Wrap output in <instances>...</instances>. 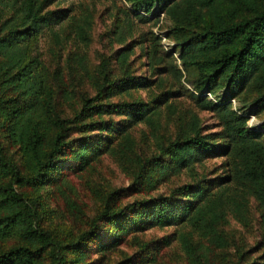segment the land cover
Segmentation results:
<instances>
[{
    "label": "trees",
    "instance_id": "trees-1",
    "mask_svg": "<svg viewBox=\"0 0 264 264\" xmlns=\"http://www.w3.org/2000/svg\"><path fill=\"white\" fill-rule=\"evenodd\" d=\"M50 1L0 0V264H94L85 243L97 237L101 221L123 231L132 226L185 222L191 229L180 228L176 237L187 264H216L211 248H222L229 242L216 225L225 220L226 213L246 225L249 197L260 207L262 229L257 245L260 253L245 260L250 251L238 248L233 264H264V129L248 126L247 115L233 108L229 99L246 91L243 105L251 96L255 110L264 109V0H127L130 12L141 20L150 18L143 17L138 10L152 11L156 4L157 10L165 12L172 21L170 32L179 47L177 59L181 67L174 59L168 62L170 67L158 65L163 56L156 53L158 36L153 35L145 51L153 74L168 68L181 78L182 70L194 69L197 73L194 85L199 91L215 92L225 86L231 92L218 102L205 94L194 97L198 107L216 111L223 124L219 133H202L196 113L180 116L174 135L167 141L156 138V151L149 156L134 153L129 129L145 123L157 130L161 106L166 104L170 112L176 110L169 99L177 91L163 90L149 100L109 99L133 88L163 84V78H154L153 74H131L128 57L132 49L126 47L116 58L121 75L113 76L102 60L98 77H92L95 93L79 95V107L72 115H61L56 107L57 97L71 101L77 91H72L59 69L48 71L38 53V36L50 20L67 18L76 36L87 43L91 24L87 12L77 17L67 9L52 17L54 10L46 8ZM116 32V39L124 41L123 32ZM74 59L76 70L88 74L85 57L75 54ZM103 115H122L123 121H107ZM95 129L113 130L119 140L113 145L112 139L106 137L102 144L99 140L93 146L82 140L77 148L71 149L72 157L78 159L81 167L102 151L118 153L123 161L135 165V181L152 187L156 172L167 175L193 168L200 152L219 149L227 157L226 173L208 181L175 186L167 195L133 199L123 205L111 193L86 220V228L79 231L43 226L41 218L47 207L41 188L64 181L58 176L62 169L59 161L72 143L71 134ZM57 187L67 210L80 212L76 200L64 188ZM128 209L134 211L126 219ZM194 234L199 239L208 236L211 244L194 240ZM116 244L117 236L98 241L96 251ZM115 264L131 261L122 259Z\"/></svg>",
    "mask_w": 264,
    "mask_h": 264
},
{
    "label": "rangeland",
    "instance_id": "rangeland-1",
    "mask_svg": "<svg viewBox=\"0 0 264 264\" xmlns=\"http://www.w3.org/2000/svg\"><path fill=\"white\" fill-rule=\"evenodd\" d=\"M46 8L54 10L52 17H57L56 15L60 14L61 10L67 9L68 13L75 14L77 17L82 12L90 15V39L87 43H83L76 36L67 18L61 21L50 20L38 36V53L48 71L59 69L63 79L69 82V87L72 86V91H77L76 97L71 101L57 97L56 107L63 116H71L79 107V95L85 93L92 96L95 93L96 86L92 77H98L102 60L106 61L108 70L113 76L121 75L116 58L122 48L132 49L128 57V69L131 74L151 76L153 74L152 65L145 51L150 47L149 43L153 35L158 36L156 53L163 56V62L158 65L166 67L168 62H173L174 59V62L176 61L181 67L177 59L179 47L170 32L172 21L165 12L157 10L156 4L152 6V11L138 10L143 17H149V20H141L130 12L131 4L127 0H52ZM117 30L123 32L124 41L116 39ZM75 54H82L85 57L88 74H84L79 69L76 70ZM182 73L183 76L179 78L167 68V70H162V73L153 74L154 78H163L161 87L133 88L129 93L122 92L110 96L109 99L113 101L149 100L163 90L177 91L169 99L175 105L176 110L170 112L166 104L161 106L157 130H153L145 123H137L129 129L134 140L135 154L149 156L154 153L156 138L167 141L177 129L178 117L188 116L190 113L197 114L202 133L215 135L222 130L223 124L216 111L211 108L198 107L194 97L205 94L208 99L218 102L229 97L231 92L225 86L216 89L215 92L207 89L199 91L194 85L197 77L196 71L194 69L182 70ZM245 92L242 91L236 96L229 97L232 107L247 115L248 126L264 129V109L255 110L256 106L251 102V96L248 98L249 102L243 105L244 98L247 97ZM102 118L118 123L123 121L122 115H103ZM106 137L112 139L111 144L113 145L119 140L118 134L113 130L109 132L95 129L71 134L72 143L67 152L60 157L59 162L62 163V169L58 175L59 178H65L64 181L68 183V186L65 185L66 182L61 181L57 184H46L40 190L47 207L41 218L43 226L79 231L86 228V220L98 211L103 198H107L111 193L118 197L116 198L117 203L123 205L133 199L159 194L167 195L175 186L197 180L208 181L212 177L226 173L227 157L219 149L200 152L199 159L194 162L193 168H182L179 172H171L167 175L156 172L157 178L152 187L136 182L133 176L135 165L132 161H123L118 153L102 151L84 167L80 166L78 159L72 157L71 149L77 148L82 140L93 146L99 140L102 144ZM218 144H222V141ZM165 159H168V156H165ZM57 185L64 188V192L76 200L80 205V212L73 213L67 210ZM182 201L184 200H180ZM139 207V211H142L143 207ZM132 211L134 209L126 211V219L131 216ZM248 215L249 221L246 225L238 221L231 213H226L225 220L217 223L216 227L224 232L229 242L225 247L211 248L216 264H233L238 248L250 251L246 254L245 260L253 259L260 253L257 248L262 229L260 207L253 197H249L248 200ZM180 228L191 229L188 224L182 222L140 228L132 226L123 231L117 226L101 221L97 237L86 242L85 246L90 249L89 259L94 260V264H115L122 259H130L131 264H187L176 237ZM114 236L118 237V244L109 249L96 251L98 241H106ZM193 239L201 240L206 244L210 243L208 236L199 239V235L194 234Z\"/></svg>",
    "mask_w": 264,
    "mask_h": 264
}]
</instances>
